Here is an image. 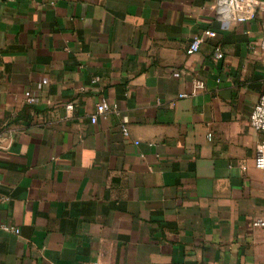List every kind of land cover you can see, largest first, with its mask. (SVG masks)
I'll use <instances>...</instances> for the list:
<instances>
[{"label":"crops","instance_id":"1","mask_svg":"<svg viewBox=\"0 0 264 264\" xmlns=\"http://www.w3.org/2000/svg\"><path fill=\"white\" fill-rule=\"evenodd\" d=\"M224 13L0 0V223L19 228L0 230V264H264L263 231L246 228L264 215V132L248 122L264 10L234 26ZM101 99L117 109L93 123Z\"/></svg>","mask_w":264,"mask_h":264},{"label":"built area","instance_id":"2","mask_svg":"<svg viewBox=\"0 0 264 264\" xmlns=\"http://www.w3.org/2000/svg\"><path fill=\"white\" fill-rule=\"evenodd\" d=\"M218 4L224 6L225 13L223 14V19L228 26H234L245 22L247 20H252L256 17L259 10H264V1L262 0H218ZM211 34V31L206 29L200 34L193 35L186 47V52L188 54L194 53L199 50L201 43L204 39ZM259 47L264 51V30L263 34L259 40ZM214 54L217 58L222 57V51L219 46L214 49ZM262 85L263 90L259 93V96L255 103L253 104L252 110L248 117L249 126L257 131L264 132V66L262 68ZM204 84L201 80H193V90L192 93L197 92L198 89L203 88ZM186 94L182 93L181 96ZM36 98L31 95L25 97V103L32 104ZM67 108H72V103L66 104ZM96 112L90 116L91 122H96L97 114H106L110 111H116L117 105L115 103H109L104 99L99 100L96 104ZM123 132L127 133V126L125 123L122 124ZM212 133H208V137L211 138ZM9 141L5 139H0V147H6ZM254 164L257 168H264V144L259 145L256 148L254 155ZM248 230H253L254 228H259L264 234V215L253 218L246 226ZM0 230L19 232V228L6 223H0Z\"/></svg>","mask_w":264,"mask_h":264}]
</instances>
